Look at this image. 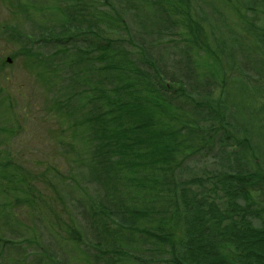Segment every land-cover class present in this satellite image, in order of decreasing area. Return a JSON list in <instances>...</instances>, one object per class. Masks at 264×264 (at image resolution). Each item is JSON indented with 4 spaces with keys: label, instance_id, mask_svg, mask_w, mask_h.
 Here are the masks:
<instances>
[{
    "label": "trees",
    "instance_id": "16d2710c",
    "mask_svg": "<svg viewBox=\"0 0 264 264\" xmlns=\"http://www.w3.org/2000/svg\"><path fill=\"white\" fill-rule=\"evenodd\" d=\"M5 1L25 66L64 97L52 131L80 213L35 184L57 166L38 180L0 149V264L8 246L15 264H264V0ZM38 205L55 239L9 240Z\"/></svg>",
    "mask_w": 264,
    "mask_h": 264
},
{
    "label": "rangeland",
    "instance_id": "374dc122",
    "mask_svg": "<svg viewBox=\"0 0 264 264\" xmlns=\"http://www.w3.org/2000/svg\"><path fill=\"white\" fill-rule=\"evenodd\" d=\"M31 1L34 3L36 8H43L47 6L51 7L54 6L55 3V0ZM5 4V0H0V128H8L11 131H9V133L2 132L4 134H1L0 131V136H5L0 138V149L4 151L9 150L11 152L18 150L21 158L23 159V164L27 166V170L32 173V176L38 180L43 172L51 171L50 168L57 166L59 173L58 178H61L63 181L52 178V180L46 179L45 182H40L41 184H38V182H35V184L37 185V188L44 189L42 195L48 200V202L60 205V201L58 199L65 198L68 206V212L72 213V211H74L75 214L76 212L80 213V209H74L75 207L71 205L77 196L67 195L68 193L64 189V185L62 186L61 184L62 182H67L68 184L72 183L68 172L74 169L75 164L71 161L74 156L70 154L65 155L61 145H57V143H59L58 136H56V133L52 131H57V120L61 119V116L55 112H50L52 103L57 104L59 100H64V97H58V95L53 92L51 95H49L48 92L45 93V91L39 87L36 80L37 74L35 73V70H32V67L29 68L25 66V53H21V51H19V47H23V45L21 43L17 44V42L14 41V35H12L11 32V24L14 23L13 14L11 13L9 7L7 8ZM34 18L40 22L45 20L39 12H34ZM27 28L29 29L28 26ZM29 33L31 34L32 39H34L33 33L30 31ZM167 39L179 40V35L167 36ZM32 42L35 43L36 41ZM175 45L179 46V49H183V44L181 42L175 43ZM27 48L29 50L35 49L34 46H28ZM47 48L45 47V49L41 52L47 53ZM176 54L177 53H175L171 48L164 49V57L168 64H170V59ZM40 73L41 72H39L38 76H40ZM42 75L44 80L47 79L45 78L46 76L44 72H42ZM44 80H41V84L44 83ZM55 87L58 89L63 88L59 83H56ZM66 94L64 93V95ZM54 97H58L59 100H52ZM48 98L52 99L49 100ZM4 105H6L5 108ZM208 159L209 161L206 160L204 165V170L207 172H209L210 168H212L210 164V161L212 160L209 157ZM193 170L194 172L192 173L203 174L202 169H200L202 171L196 168H193ZM77 182L79 183V177ZM84 183L85 187L89 186L88 181L84 180ZM52 184L60 190V194H58V191H56ZM36 193H39L37 189ZM38 206L41 207L39 211H42V215L39 211L28 212V210H26V215L20 218V222L24 224L23 227L18 228V235L15 231L16 228L13 227L11 231L10 229L7 231V229L4 228L6 229L5 233L9 240L26 241L30 238L32 239V236L34 235L38 241L41 240L44 244H49L51 243V240L53 241L55 239V237L52 236V233L56 231L54 230L56 228H51L50 223V220L53 222V218L50 216L53 214L48 215L49 213L46 207H42L45 205ZM60 235L61 234L57 235L58 239L60 238ZM38 241H35L34 247L26 248L28 254H32L34 250L38 252L41 250L37 248V246L40 245ZM24 245H28V243H25ZM50 251L59 259L64 257L67 253L66 248L58 244L52 246ZM17 256L18 255L15 253H10V247L8 246V249L5 251V254L1 259V264H15V259L19 258ZM58 258H56L57 262L62 263V261ZM21 259L22 257L20 260ZM30 261L31 258L25 262L26 264H29ZM72 264H75V261L72 262Z\"/></svg>",
    "mask_w": 264,
    "mask_h": 264
}]
</instances>
